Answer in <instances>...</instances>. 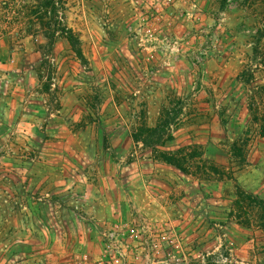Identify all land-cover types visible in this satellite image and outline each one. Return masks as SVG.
Here are the masks:
<instances>
[{"label":"rangeland","instance_id":"374dc122","mask_svg":"<svg viewBox=\"0 0 264 264\" xmlns=\"http://www.w3.org/2000/svg\"><path fill=\"white\" fill-rule=\"evenodd\" d=\"M143 1L0 0V264H264V0Z\"/></svg>","mask_w":264,"mask_h":264},{"label":"built area","instance_id":"2783aa9c","mask_svg":"<svg viewBox=\"0 0 264 264\" xmlns=\"http://www.w3.org/2000/svg\"><path fill=\"white\" fill-rule=\"evenodd\" d=\"M105 7L109 8L111 5L118 1V0H100ZM179 1V0H178ZM182 1V0H181ZM186 2L183 0V3ZM130 4L134 8V10L138 13H141V9L143 8L144 1L143 0H130ZM168 8L167 9H161L160 7L157 8L153 5V11L149 15V18L153 20L151 23H144L145 21H139L138 25L139 28L144 29V34L141 33H135L134 38L140 42V46L148 49V50H157L156 45L158 42H162V40H159V38L156 36L155 29L153 27L154 24H156L157 19L164 18L165 23L167 26L171 25V19H173L175 15V1L169 0L168 1ZM134 17L137 16L133 15ZM161 20V19H160ZM144 26V27H143Z\"/></svg>","mask_w":264,"mask_h":264},{"label":"trees","instance_id":"16d2710c","mask_svg":"<svg viewBox=\"0 0 264 264\" xmlns=\"http://www.w3.org/2000/svg\"><path fill=\"white\" fill-rule=\"evenodd\" d=\"M63 34L65 35V37L67 38V40L69 41L74 53L76 54V56L81 60L84 61V56L83 53L80 49V41L79 39L75 36V34L71 31V30H63ZM169 123H163L161 126L156 127L154 129H150L149 132L151 133V136H159L161 135L160 131L161 129H164L165 127H169ZM165 162L167 163H173L174 161L172 159L169 158H165Z\"/></svg>","mask_w":264,"mask_h":264},{"label":"crops","instance_id":"0c3cea01","mask_svg":"<svg viewBox=\"0 0 264 264\" xmlns=\"http://www.w3.org/2000/svg\"><path fill=\"white\" fill-rule=\"evenodd\" d=\"M8 9L4 10V12H7ZM4 18H2V21H0V45L8 42L11 40V38L15 37L16 34L14 32H10L9 29L11 27L10 22V16L9 14H1ZM2 49L0 48V53ZM3 100L0 99V107H2Z\"/></svg>","mask_w":264,"mask_h":264}]
</instances>
